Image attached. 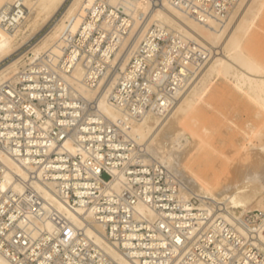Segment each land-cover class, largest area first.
<instances>
[{
	"label": "built area",
	"instance_id": "2783aa9c",
	"mask_svg": "<svg viewBox=\"0 0 264 264\" xmlns=\"http://www.w3.org/2000/svg\"><path fill=\"white\" fill-rule=\"evenodd\" d=\"M169 2L196 20L222 22L237 0ZM143 22L129 2L82 0L78 15L65 20L60 53L23 58L0 82V149L26 174L12 172L7 180L0 159V256L11 264H118L87 234L85 224L94 223L134 264H264V210L234 214L204 193L181 195L176 174L128 134L146 114L165 115L187 87L182 81L212 54L180 30L151 22L126 66L117 67L115 56ZM182 58L191 66L186 74ZM76 67L92 89L116 76L106 95L116 120L98 111L94 99L72 94L68 76Z\"/></svg>",
	"mask_w": 264,
	"mask_h": 264
},
{
	"label": "bare ground",
	"instance_id": "6f19581e",
	"mask_svg": "<svg viewBox=\"0 0 264 264\" xmlns=\"http://www.w3.org/2000/svg\"><path fill=\"white\" fill-rule=\"evenodd\" d=\"M65 1L0 0V62L29 41L44 24L54 17ZM123 1L132 4L137 23L143 18L144 22L124 54L120 57L119 54L115 56L117 67L122 69L126 66L130 50L151 22L168 24L183 32L191 40L202 43L212 52L210 58H204L201 61L197 73L194 69L188 79L185 82L182 81L184 85L187 83L188 85L177 96L165 115L146 114L131 124L128 134L135 142L143 146L151 159H157V162L176 174L180 179L181 195L186 197L193 192L204 193L221 202L223 208H227L234 214L264 210V143L256 144L254 146L256 149L251 148V150L243 146V150L237 154L236 164L232 167L233 175L229 178H223L215 170L210 172L204 170L205 173L196 171L190 163L192 157L205 144V136L210 133L209 127L202 124L201 112L204 107H212V99H222L228 103L246 100L252 106L254 115L252 132L256 136L264 135V60L254 56L249 49V44L252 43L257 32L258 20L264 15V0H237L233 10L222 22L212 18L203 22L196 20L174 7L169 0H161L157 6L151 8L149 7L151 0ZM81 5L82 0H71L63 17L55 23L50 32L44 35L33 50L31 49L33 55L29 57L30 59L41 53H49L52 56L53 52L60 53L57 42L65 20L71 16H77ZM76 25L77 21L73 25V31ZM166 59L168 63L172 60V58ZM24 62L22 56H19L0 67V82L14 75L19 65ZM179 67L185 74L191 68L189 61L186 62L185 58L181 59ZM116 72L118 70L115 74ZM81 77L82 71L78 67L68 76L72 94L81 95L89 100L94 99L98 111L111 120H116L118 112L106 99L116 76L110 75L100 82L98 88L93 89L88 88L81 81ZM220 77L227 80L229 88L213 87V79ZM209 120L215 121L216 118L210 117ZM149 157L147 156L148 159ZM0 159L7 166L5 174L7 180L11 178L12 172L26 175L23 168L1 149ZM39 191L52 198L56 207L74 224L81 225L77 214L57 200L47 188L39 187ZM138 209L143 213L153 214L145 205L139 204ZM226 218L229 219V217ZM85 229L87 234L95 237L118 264H134L103 239L102 225L94 223L92 227L85 224ZM259 230H264V223L259 225ZM0 264L11 263L0 256Z\"/></svg>",
	"mask_w": 264,
	"mask_h": 264
},
{
	"label": "rangeland",
	"instance_id": "374dc122",
	"mask_svg": "<svg viewBox=\"0 0 264 264\" xmlns=\"http://www.w3.org/2000/svg\"><path fill=\"white\" fill-rule=\"evenodd\" d=\"M70 2L71 0H66L54 17L44 24L29 41L21 45L13 54L0 62V67L13 58L22 56V58L26 59L32 56L33 48L41 41L46 33L52 30L55 23L63 17ZM263 17L264 15L258 20L259 23L257 22V32L255 33L256 35L254 34L253 40L251 38L252 43L249 42L251 43L249 44L250 51L261 60H264ZM226 81L227 80L222 77L214 78L213 87L229 88L230 86H228ZM245 101L239 100L228 103L222 99H212V107H204V110L201 112L202 124L209 127L210 133L205 136V144L199 149L196 155L192 157L190 162L191 166H193L196 171L200 170L205 173V171L210 172L211 170H215L216 173L223 176V178H229L233 175L232 167L236 164L237 154L239 151L243 150V146L251 150V148H255L254 146L256 144L264 143V135H258L259 138L252 132L254 124L253 110L252 106ZM210 117H215L216 120L210 121ZM197 163H199V165H197ZM103 176L106 177L105 174ZM188 186L189 188L192 187L191 184Z\"/></svg>",
	"mask_w": 264,
	"mask_h": 264
}]
</instances>
